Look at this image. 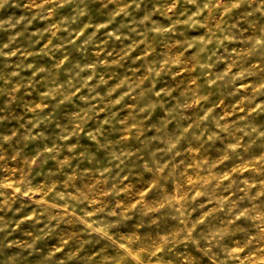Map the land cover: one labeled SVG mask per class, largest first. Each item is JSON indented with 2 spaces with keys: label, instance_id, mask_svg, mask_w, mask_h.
Listing matches in <instances>:
<instances>
[{
  "label": "clouds",
  "instance_id": "obj_1",
  "mask_svg": "<svg viewBox=\"0 0 264 264\" xmlns=\"http://www.w3.org/2000/svg\"><path fill=\"white\" fill-rule=\"evenodd\" d=\"M0 264H264V0H0Z\"/></svg>",
  "mask_w": 264,
  "mask_h": 264
}]
</instances>
